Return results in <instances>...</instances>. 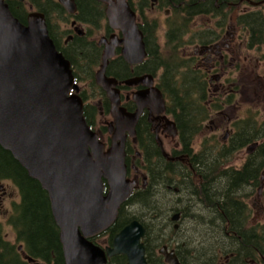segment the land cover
I'll return each instance as SVG.
<instances>
[{
    "label": "water",
    "instance_id": "water-1",
    "mask_svg": "<svg viewBox=\"0 0 264 264\" xmlns=\"http://www.w3.org/2000/svg\"><path fill=\"white\" fill-rule=\"evenodd\" d=\"M97 1L106 3L109 26L122 34L114 33L109 40L100 38L104 50L95 73L97 85L109 98L115 123L110 128L109 147L87 123L80 84L70 60L51 38L45 14L30 6L27 23H23L6 0H0V146L48 193L65 264H108L117 255H124L127 264H149L144 242L147 229L140 220L125 224L111 246L93 242L94 237L115 226L120 209L136 188V182L127 177V136L135 135L144 106L165 105L155 86L134 94L135 112L122 105L119 80L109 76L107 68L118 46H122L121 54L128 64L143 63L147 56L144 34L128 0ZM58 2L68 13L77 12L75 0ZM145 80L152 85V75L129 78L124 83L137 86ZM257 146V142L248 146V153ZM261 180L259 191L264 173ZM159 252L167 264H182L175 251L163 247ZM25 258L33 264H45Z\"/></svg>",
    "mask_w": 264,
    "mask_h": 264
},
{
    "label": "flooded vegetation",
    "instance_id": "flooded-vegetation-1",
    "mask_svg": "<svg viewBox=\"0 0 264 264\" xmlns=\"http://www.w3.org/2000/svg\"><path fill=\"white\" fill-rule=\"evenodd\" d=\"M89 1L91 4H88V15L93 13L92 15L96 16V10L94 13L91 12V9L95 7V3L102 2L97 0ZM243 1L256 8L261 6L251 4L250 0H128L131 9L136 13L139 28L144 34V40H147V42L145 40L147 56L143 63L136 66L130 65L121 54L122 46L116 48V56H122L123 60L133 71H135V67H140L138 71L134 72L137 74L118 79L122 105L125 106L127 111L135 112L138 108L137 102L133 98L136 92L149 90L154 86L160 89L165 104L163 108L158 104L144 106L135 126V135H128L126 138L127 177L136 182V188L132 196L126 201L125 208L132 210L136 205H141L143 197L141 198L142 195L139 192L149 186V181L152 180L151 166L156 164L155 175L158 176L159 181L153 182L152 187H150L152 194L163 191V193L171 194L170 197L173 196L170 199V203L173 204L165 209V212L159 210L160 214H165L167 218L169 217L165 223L169 241L164 240L166 244L162 246L167 247V250L175 251L182 264H186L188 253L190 254L192 251L187 246V241L181 239L180 236L184 232L185 227L188 228L189 216L204 217L210 213L215 217L219 216L216 211L217 206L215 207L216 203L211 202V197L214 198L219 194L220 189L216 187L217 182L220 181L219 186L223 182L225 183V174H222L227 167L223 166L221 159L214 162L210 158L219 157L221 153H224L226 146L231 144L232 138L237 139L239 136L238 131H236L238 118L229 116L217 124L214 116L225 113L224 110H227L225 109L228 106L227 104L231 103L228 102V99L231 98L230 95L235 91L232 89V86L236 85L235 82L224 76V74L230 73L239 66V56L241 55V48L244 46L242 40L247 42V47L251 41L250 31L243 32L240 24L242 14L252 10L249 7L241 9ZM76 4L77 12L70 14L65 10V19L63 21L59 19L56 24L58 27L60 26L58 30L61 28L67 32L64 37H61L60 41L64 47L76 36L84 37L90 33L91 39H94L95 36L94 31L96 30L92 29L91 25L81 23L76 18L79 14V5L77 2ZM102 4L106 8V3ZM104 22L106 28L107 26L109 28V31L105 30L108 40L114 33L119 37L122 36L119 30L112 29L109 26L107 16ZM58 30L56 34H58ZM99 40L97 41L98 44ZM99 46L103 50V45ZM148 48L150 49L149 52ZM154 53L158 60L155 59ZM164 56L174 58L169 65L170 71L168 74L173 78L172 82L167 80L165 76L167 69L165 70V65L160 61L161 57L163 58ZM153 66L158 67L157 72L147 71L148 68ZM177 74L184 76L186 81L177 76ZM144 75H152V85L148 84L146 80L137 86L124 83L126 79ZM177 82L178 84L190 85V88L204 90L205 97H210L209 101L205 102L206 107L202 109V114L197 113L195 115V113H191L194 112V109L196 111L194 104L199 102L192 101L186 97L180 103L177 98L169 99L168 95L161 89L169 87L171 84L178 85ZM82 90L85 93L87 91L86 88L81 89L80 87V95ZM223 93L230 94V97L225 100V97L221 96ZM105 96L109 101L106 93ZM102 102L103 98L100 96L95 104L99 105V115L100 117L110 116L111 120H101L102 125L97 131L108 147L111 142L110 128L115 126V123L111 113L108 115L103 113L100 106ZM215 103H220L221 109H213ZM209 106L210 115L206 114V108ZM182 108L189 110V113H183ZM211 117L210 123L213 124L211 135L219 140L220 136L222 137L220 148L223 149L221 150L217 145L212 146L210 144L206 147L205 142L202 146L197 145L196 139L204 133V129L207 127L206 122ZM97 120L98 115H95V127ZM105 130L106 132L104 133L108 134L107 141L104 139L103 131ZM216 164L220 165V169L211 175L212 168ZM141 182V189H138ZM158 182L162 185L161 189L157 187ZM12 185L16 187L11 180L0 182V208L4 206L8 198L11 199L9 200V208L4 211V213H7L6 223H8L13 207L19 206L22 198L19 189L16 187L17 191L15 189L12 190ZM251 190H248L245 186L241 188L240 193L244 196L243 200L246 204L247 200L251 198ZM137 194L138 196H133ZM133 197V201L130 202ZM247 206L250 216L251 210L256 206V201L254 200L251 206ZM219 207L218 210H221ZM262 212H264V209H262ZM126 214L128 215V213ZM0 223L2 222L0 221ZM219 226L223 230V237L225 236L229 240L231 238L230 226L221 224V222ZM251 227L255 231L258 230V226ZM4 238L12 245H16V232L12 231L10 235L5 232ZM146 238L149 246L153 245L155 247L149 241L148 229L144 242ZM19 246H22V250L19 249ZM105 246H108V243ZM17 251L23 261L33 264V262L25 258V255H29L24 250L23 245H18ZM155 255L164 258L160 252Z\"/></svg>",
    "mask_w": 264,
    "mask_h": 264
},
{
    "label": "trees",
    "instance_id": "trees-1",
    "mask_svg": "<svg viewBox=\"0 0 264 264\" xmlns=\"http://www.w3.org/2000/svg\"><path fill=\"white\" fill-rule=\"evenodd\" d=\"M12 13L23 23H27V17L29 13L28 6L32 5L36 10L45 14L46 22L48 25L51 38L55 41L56 47L61 51L64 56L70 60L73 68L74 75L78 82L86 83L94 89H98L103 98V102L100 105L103 113L110 114V104L105 96V92L96 84L95 73L97 68L102 62V47L99 46L95 39L90 38V34H86L84 37H75L69 44L64 47L61 45V37H64L67 33L61 28L58 30L56 23L52 22V15L56 14L58 20L65 19V9L57 0H6ZM231 1V0H226ZM247 1V0H246ZM253 2H260L264 0H250ZM79 5V14L77 19L81 23L91 25V28L98 31L105 25V6L102 3H95V7L91 6V12L95 15H88V4H91L89 0H76ZM227 3V2H226ZM243 3H246L243 1ZM94 5V4H93ZM264 3L261 6L249 10L247 13H243L240 17V24L242 25L243 32L250 31V42L248 48L257 46L258 51H261L264 45ZM90 12V13H91ZM58 30V34L56 31ZM96 31H94L96 33ZM109 31V30H108ZM146 40V39H145ZM147 42V40H146ZM149 44V43H148ZM150 49L148 48V52ZM151 57V56H149ZM155 57V53H154ZM156 60H158L155 57ZM174 58L170 56L161 57L160 61L165 65L167 69L165 76L169 82L173 80L170 77V64ZM140 67H135L133 71L128 64L123 60L122 56H116L110 61L107 68V74L109 76H115L118 79H124L125 77L133 76L134 73L139 70ZM158 67L148 68L147 71H156ZM179 76V74H177ZM185 80L184 76H179ZM178 84V82H177ZM187 84L169 85V87L161 88L165 92L169 99H179L180 103L184 101V98H189L192 101L199 102L194 104L195 115L197 113L202 114V109L205 106V102L209 101L210 97H205L204 90L190 88ZM196 87V86H195ZM87 93V91H86ZM84 90L81 92V96L85 101L84 115L87 123L92 129L97 130L94 124L95 115L97 116V105L92 104L90 101L91 95L86 94ZM232 98L228 99L231 102ZM213 106V105H211ZM220 103H215L213 109H221ZM210 106L206 108V114L210 115ZM183 113H189V110H184ZM254 115L250 118L238 119L236 122V131L239 136L237 139L232 138L231 144L226 146L224 153L221 156L225 157V161L228 162L229 154L234 151H240L246 145L260 141L256 150L249 155L247 160L239 167H227L225 172V188L219 190V194L216 197H211V202L215 204L216 211L218 212L217 221L221 224L229 225L231 229V238L229 241H224V246L221 244L214 250V256L218 257L223 254L229 258L227 263L222 264H264V224L259 227L257 231L251 226H248L249 209L246 202L243 200L244 196L240 193L242 187H257L261 185V177L264 173V119L261 120L258 126H256ZM103 132H106L103 131ZM237 140V141H236ZM223 149V148H221ZM220 149V150H221ZM149 162V161H148ZM156 164H152V180L149 181V186L145 190L139 192L143 197L141 206L146 210L154 211L151 207L149 197L152 196L150 187L153 182H157L158 176L155 175ZM214 169V170H213ZM220 169V165L216 164L212 168V173ZM4 180H11L13 184L19 189L21 194V203L19 206L13 207L12 212L8 218V224L11 225L16 232V245H12L4 238V226L0 223V264H29L27 261H23L17 253V246L23 245L26 253L39 261L46 264H65L63 256V248L59 237V228L57 227L54 218L52 216L50 201L48 193L41 187L40 183L31 178L28 175L27 170L14 159L11 152L4 150L0 146V182ZM264 186V184H263ZM224 192V193H223ZM133 196H138L133 195ZM131 198L130 202L133 201ZM221 208V210H218ZM239 209V210H238ZM131 219L140 220L148 229V225L142 218L135 215H127L125 209L121 208L119 211V218L115 226L105 234H108V245L112 244L113 236L118 232L125 224ZM220 220V221H219ZM97 238L93 239L95 243ZM158 240V237H156ZM161 240V239H160ZM147 245V258L149 264H156L153 257V245L149 246L147 238L145 239ZM229 242V243H228ZM154 244V243H153ZM164 243L159 244L158 247ZM192 252V251H191ZM156 254V251H155ZM156 256V255H155ZM193 254L189 257L190 264L193 263ZM157 264H167L162 256H156ZM215 257L208 259L205 262L193 263V264H218L219 260ZM109 264H127L126 257L124 255H117L109 259ZM185 264V263H183Z\"/></svg>",
    "mask_w": 264,
    "mask_h": 264
},
{
    "label": "rangeland",
    "instance_id": "rangeland-1",
    "mask_svg": "<svg viewBox=\"0 0 264 264\" xmlns=\"http://www.w3.org/2000/svg\"><path fill=\"white\" fill-rule=\"evenodd\" d=\"M246 7L254 9V7L248 2L242 3L240 8L244 9ZM51 19L53 23H58V18L56 14H53ZM105 34V29L103 27L102 29L96 31L94 39L98 41ZM242 43L244 46L241 48L242 51L241 55L239 56V66L230 73L224 74V76L230 78L231 81H234L236 85L232 86V89L235 90L232 92V95L228 93H223L221 95L222 97H225V100L231 96L232 100L230 104H227L228 106L225 108L227 110H224L225 113L216 114V116H214L217 124L221 121H224V119L229 116H231V118L236 117L238 119H242L250 118L252 115H254L256 120L253 121L256 123V126H258L261 120L264 119V45L261 48L262 50L258 51L257 46L250 49L247 47V42H244L242 40ZM99 68L100 66L97 68V70ZM79 84L81 89L86 88L87 94L91 95V103L96 104L101 96L99 90L94 89L86 83L79 82ZM97 107L98 120L96 129L98 130L99 127L102 125L101 120L103 121L104 119L110 121L111 117H100L99 105H97ZM211 119L212 117L206 122L207 127L204 129V133L197 137V145L202 146V144L205 142L206 147L211 144L212 146L217 145L220 148V140H222V137L220 136L219 140L216 137L213 138V136L211 135V127L213 126V124L210 123ZM104 139L105 141L108 140L107 133H104ZM254 142H257L259 144L260 141ZM252 143L248 144L247 146H250ZM247 146L243 147L238 152L234 151L232 154H229L230 160H228V162H226L225 157L221 155L219 157L217 156L215 159L210 158V160L215 162L221 159L223 161L224 167H228L229 165L230 167H239L246 161L248 155H250L247 151ZM256 148L254 149V151L256 150ZM219 182L220 181L217 182L216 187L219 189L225 188V183L223 182L219 186ZM139 185L140 186L138 189H141L142 182ZM157 187L158 189H161V183L158 182ZM259 187L260 186H257L255 188L247 187L248 190L252 189L251 198L247 200V205L251 206L252 202L254 200L256 201V206L251 210L252 213L248 218V226H258V229L259 227L261 228V226H263L264 224V212H262V209H264V186L261 191H259ZM14 189L15 191H17L16 187L12 185V190ZM170 195L171 194L169 193H163V191L152 194V196L149 197V201L151 203V207L154 208V211L146 210L141 205H136L135 208L132 209L134 210L133 212L130 208L126 209L125 206L123 207V209H125V212L128 213V215H131L132 213V215L142 218L143 221H145V223L148 225L149 241L154 243L156 253L160 251V248L158 247L159 244H166V241H169L167 238L168 233L165 224L169 217L167 218L165 214H160L159 210L165 212V209H167L168 207H170L171 204H173L170 203V199L173 198V196L170 197ZM9 200L11 199L8 198V200L5 201L4 206L0 208V221L2 222L4 226V231L7 235H10L12 231H14L13 227L6 223L5 220L7 213H4V211L10 206ZM214 217L215 216L212 213H210L209 215H205L204 217L197 218L194 215L189 216L188 220L190 221L188 224V228L185 227L184 232L180 234L181 239H185L187 241V246L192 249V252L190 254L188 253V256L186 258V264L191 263L189 257L192 254L193 256L197 255L193 258V263H202L212 257H215L213 253H215L214 250L216 249V247L218 248V246L221 244L224 246L223 242L227 241L226 237H223V230L219 226L217 218ZM227 230L229 229L227 228ZM108 237V234H103L98 237L97 242L104 246L108 242ZM156 237H158V240L156 239ZM155 251L153 250L152 257L155 263L157 264L158 260L155 256ZM215 259L219 260L218 264L227 263L229 261V258H227V256L224 255L223 257V254L219 255L218 257H215Z\"/></svg>",
    "mask_w": 264,
    "mask_h": 264
},
{
    "label": "bare ground",
    "instance_id": "bare-ground-1",
    "mask_svg": "<svg viewBox=\"0 0 264 264\" xmlns=\"http://www.w3.org/2000/svg\"><path fill=\"white\" fill-rule=\"evenodd\" d=\"M197 218V217H196ZM192 236V235H191Z\"/></svg>",
    "mask_w": 264,
    "mask_h": 264
}]
</instances>
